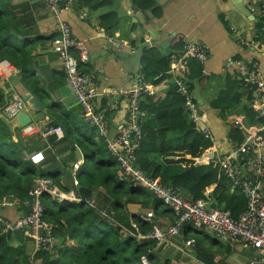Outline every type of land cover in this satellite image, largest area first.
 I'll return each instance as SVG.
<instances>
[{"label":"crops","instance_id":"0c3cea01","mask_svg":"<svg viewBox=\"0 0 264 264\" xmlns=\"http://www.w3.org/2000/svg\"><path fill=\"white\" fill-rule=\"evenodd\" d=\"M9 1V12L13 13L17 24L13 32L18 36L19 42L27 39L32 44L33 61L30 71L33 74V85L23 80L17 68L2 60L0 91L7 102L15 98L24 100L28 94L24 84H27L42 100L45 110L37 112L27 105L23 114L29 115L32 121L26 127L21 126L18 117L9 119L3 111L0 112V119L9 124L12 144L20 150L23 160L43 173L61 176V190L64 193L84 199L77 193L78 173L81 171L83 174L94 176L95 169L94 164L88 160V151L81 148L79 143L85 139L90 143L94 140L96 144H100L104 143V139L97 131L96 134H91L87 129L81 117L82 109L66 83L63 63L53 50L52 43L61 37L59 29L61 23L70 26L74 38L86 42L90 57L86 63L81 64V69L97 76L95 88L100 95L104 94L106 89H129L135 84L137 70H134L129 59L123 57L124 53L133 55L140 46L151 43V47L146 50L157 48L164 55L161 44L170 41L173 52L168 57L163 56L170 59L168 71L170 77L157 85L149 82L152 86V93L149 95L155 96L157 102L168 106L173 99V95L168 93L172 86L176 85L177 80H183L189 89V84H192L193 90H190L194 96L196 114L200 121L194 122L192 113L189 111L186 113L187 118L194 122L204 137L213 143L203 155L219 159L230 154L239 147L231 137L237 130L241 132L243 138L246 129H251L253 132L259 131V137L264 140V125L262 126L259 121L262 117L256 110L258 94L254 87L240 82L236 77L239 64L246 58L256 60L264 74V29L263 32L258 30V25L262 24L261 4L264 0H153L157 2L155 8L149 6V0H139L146 10L139 8L134 0H100L108 1L101 8L91 5L95 0H79L76 6L60 13H55L42 0ZM240 5L245 6L252 17L246 18L240 13L238 9ZM110 15L115 17L112 19ZM182 37H188L190 41L203 44L208 48L209 58L204 67L194 59H187L182 64L186 69L184 73L179 72L181 70L171 71L173 59L180 57L183 53ZM252 41L258 42V47L245 45ZM117 44H120V47ZM75 54L77 55V52ZM142 68L143 65L139 73ZM159 77L155 76L150 81ZM198 79L202 87L201 97L204 104H199L194 95V81ZM235 83H237V89ZM238 83L243 85L240 86ZM228 88H232L229 92L231 97L235 94L242 96L241 104H232L227 108H214L213 103L219 99L220 93L227 91ZM252 92L253 99L249 102L247 97ZM147 104L151 105V101ZM97 105L108 109L110 135H117L126 122L127 101L123 98L115 101V99L99 96ZM246 107L253 110L256 121L247 115ZM156 108V115L143 111L145 115L142 128L154 127L156 131L167 134L174 146H180L183 143L181 130L172 126L156 127L158 117L164 110L162 108L165 107L158 105ZM60 117L63 121V125L61 124L63 127L57 126L60 132L45 136L52 121ZM28 127L33 128L29 133L25 130ZM68 130H74V132L69 139H65ZM205 130L210 132L209 138L205 136ZM108 154L110 155L109 152ZM200 158H193L183 152H177L172 156L153 157L166 165L179 164L181 161L204 164L197 163ZM182 166L184 167L185 164ZM220 174H222L221 171ZM211 192L212 189L208 190L206 195L209 196ZM85 199L94 200L97 211L123 227L130 228L136 217L146 222H153L161 230H167L176 222L167 210L168 206L162 205L156 212L153 199L150 203L142 200L128 202L119 213H116L112 207L113 200L103 187L97 188L91 198ZM7 200V197L4 198L0 205V215L8 221L14 223L22 215L27 214L19 199L20 202L14 206L7 205ZM71 202L78 203L73 200ZM164 210H166L165 213ZM149 213L154 214L152 218L147 217ZM174 214L177 217L175 211ZM122 219H127L128 224L121 222ZM190 230L189 238L185 237L186 233H182L170 246L158 245L162 262L206 264L196 255L197 246L193 249L182 248L183 240L194 238L192 237L194 231ZM198 232L199 234L205 232L209 239H215L223 245L222 247L216 242L213 250H210L213 253L220 249L217 264H246L253 257V253L243 244L225 245L207 228H200L195 233ZM13 244L18 246L20 242L15 240ZM225 247L230 250L227 252ZM33 250L34 243L29 239L27 241L28 257H31Z\"/></svg>","mask_w":264,"mask_h":264},{"label":"trees","instance_id":"16d2710c","mask_svg":"<svg viewBox=\"0 0 264 264\" xmlns=\"http://www.w3.org/2000/svg\"><path fill=\"white\" fill-rule=\"evenodd\" d=\"M149 1V6L152 8L157 6V2ZM134 2L139 8L146 10L141 1L134 0ZM107 3L108 1L95 0L91 5H94L95 8H101ZM263 5L264 2L261 7ZM9 6V0H0V58L17 68L23 80L33 85V74L30 71L33 61L31 56L32 44L27 39L19 42L18 36L13 32L17 26L16 18L13 13L9 12ZM155 10L157 12V9ZM110 17L113 19L115 15H110ZM262 24L258 25V30L261 32L264 29ZM142 65L140 74L152 85H157L170 77L168 74L170 59L163 58L161 51L157 48H151L144 52ZM155 76L160 77L150 81ZM234 85L237 89V83ZM189 87L193 90L192 84H189ZM231 90L232 88H228L227 91L221 92L219 99L213 103V107L227 108L232 104L240 105L242 96L235 94L231 97L229 93ZM170 94L173 95V99L168 106L162 105V102H157L155 96H143L141 109L148 114L156 115V106L165 107L162 108L164 110L158 117L156 127L172 126L178 128L183 133V143L180 146H174L167 134L156 131L154 127L143 128L144 139L137 152L138 166L146 174L158 179L163 185L181 190L186 198L193 201H207L211 207L224 210L231 218L238 220L247 209L246 196L241 189L234 187L229 179L220 174L219 167L215 163L195 164L193 161H181L179 164L166 165L153 159V157L172 156L177 152L189 154L193 158H200L213 145L210 140L204 137L196 124L187 118L186 113L188 111L186 110L185 99L178 93L176 85L172 86L168 95ZM252 94L253 92L247 97L249 102L253 99ZM148 101H151V105L147 104ZM6 104L5 96L0 91V112H4ZM246 112L252 117V120H257L252 109L246 107ZM259 121L263 126L264 118L262 117ZM83 122L91 134L98 132L95 127L88 125L84 120ZM61 124L63 125L62 117L52 121L50 127H63ZM73 132L74 130L66 131L65 139H69ZM10 134L9 124L0 119V205L4 198L15 196L23 203V208L28 213L32 201L30 191L37 183L44 179H51L61 189V176L43 173L32 164L25 162L20 150L12 144ZM231 137L238 146L244 142L239 130ZM102 139L104 138L102 137ZM104 143L96 144L94 140L90 143L85 139L79 143L81 148H84L86 152L88 151V160L94 164L95 169L94 176L83 174L81 171L78 173L79 188L77 193L84 198L82 202H58L49 194H44L42 197L44 204L43 220L54 229V236L57 239L56 254L58 256L40 251L32 260L27 255L29 238L25 233L13 231L8 236V231H5L4 226L0 224V264H32V261L33 264H143V257L148 260L149 264H169L168 261L162 262L156 240H140L131 234L123 235L118 223H113L108 217L85 202L87 200L85 198H91L97 188L103 187L111 196L112 207L116 213L121 212L128 202L142 200L150 203V200L153 199L156 212L161 208L160 206L164 205L150 191L148 192L143 188H133L131 184L120 180L119 164L111 154L110 157L106 143ZM182 164L185 166L183 167ZM210 189L212 192L207 196L206 193ZM167 210L177 221L178 216H175L174 211L170 207ZM165 212L166 210H164ZM134 219L138 230H133L131 226L128 229L132 233L140 232L143 235L152 233L155 225L153 222H146L139 217ZM126 220L120 221L128 224V220L127 222ZM190 229L189 226L184 228L183 233H186V238L190 237L188 236L191 232ZM192 237L197 242L196 255L203 259L206 264H217L220 249L218 248L213 253L210 250H213L216 242L222 247L223 245L215 239L210 238V240L205 232L195 233ZM15 240L20 242L18 246H14ZM225 249L227 252L230 250L228 247Z\"/></svg>","mask_w":264,"mask_h":264},{"label":"built area","instance_id":"2783aa9c","mask_svg":"<svg viewBox=\"0 0 264 264\" xmlns=\"http://www.w3.org/2000/svg\"><path fill=\"white\" fill-rule=\"evenodd\" d=\"M55 13L71 9L78 3V0H42ZM261 14L264 24V5L261 7ZM61 37L52 43L53 50L59 55L65 72L66 83L71 88L78 104L82 109V119L90 126L95 127L99 134L105 139L109 153L119 164V178L132 185L133 188H143L153 193L164 205L172 208L178 220L167 230H161L154 225L151 234L143 235L140 232L135 234L127 227L121 225L123 235H133L137 239L156 240L158 245L170 246L174 239L182 235L186 226L194 232L204 227L215 233L225 245L243 244L252 253L253 257L246 264H264V140L259 137V131L251 129L244 131V142L236 147L230 154L219 159L209 158L203 155L197 163H215L223 176L241 189L247 199V209L238 220H234L224 210L211 207L207 201H193L186 198L182 191L163 185L158 179L146 174L139 166L137 152L144 139L142 120L145 115L141 109L142 98L152 93V86L139 73L136 75L135 84L129 89H106L100 95L95 88L97 76L93 73L84 72L81 64L89 60L90 53L85 41L73 37L71 28L66 23L59 25ZM232 30H234L232 28ZM183 53L180 57L174 58L171 71L181 70L184 60L194 59L202 67L208 62V48L200 43H194L188 37H182ZM247 47H258V42L252 41L245 44ZM120 47V44H117ZM77 52V55L75 54ZM240 82L254 87L258 94L256 110L264 118V74L259 63L251 58H246L238 66L236 75ZM178 93L184 97L186 110L192 113V119L200 121L196 114V104L192 91L183 80H177ZM99 96L107 99H125L127 101V115L124 127L115 135H110V119L108 109L100 108L97 105ZM27 104L24 100L15 98L7 102L4 108V115L9 119L17 118L26 111ZM33 128L28 127L27 133ZM60 129L49 127L45 134L59 133ZM246 132V133H245ZM207 138L210 136L208 130L204 131ZM49 194L58 202L78 201L75 196L64 193L51 179H44L30 191L31 204L27 214L22 215L14 223L0 215V224L5 231H22L34 243V256L40 251H46L52 255L56 254L57 239L54 236V229L43 220L44 204L43 195ZM7 205L14 206L20 202L15 196L7 197ZM92 208H96L94 200H85ZM153 213L148 214L152 218ZM133 230H138L136 222L132 224ZM182 248L193 249L197 246L194 238L185 239L181 242ZM143 264H149L143 257ZM33 264V261H32Z\"/></svg>","mask_w":264,"mask_h":264},{"label":"water","instance_id":"95a60500","mask_svg":"<svg viewBox=\"0 0 264 264\" xmlns=\"http://www.w3.org/2000/svg\"><path fill=\"white\" fill-rule=\"evenodd\" d=\"M240 13H242L246 18H250L252 17V14L248 11V9L243 6L240 5L238 7ZM139 12V11H136ZM146 14L148 15V12H146ZM151 47V43H146L142 46H140L133 55L128 54V53H124V58L125 59H129L130 62L132 63V66L134 67V70H137V73H139V70L141 68L142 65V58L144 55V51L147 48ZM162 49L164 50V57H168L170 54H172L173 49L170 46V41H166L163 44H161ZM131 55V56H130ZM2 58H0V62H2ZM136 73V75H137ZM195 84V91H194V95L196 100L199 102V104H204V101L202 100L201 97V91H202V87L200 84V80H196L194 81ZM24 86L27 88L28 90V94L24 97V101L26 102L27 105L31 106L32 109H34L37 112L40 111H44L45 110V106L42 102V100L35 94L34 90L27 84H24ZM7 102V101H6ZM19 121L22 127H26L31 123V118L29 115L23 114L21 113L19 116ZM12 234V230L8 231V236H10Z\"/></svg>","mask_w":264,"mask_h":264},{"label":"rangeland","instance_id":"374dc122","mask_svg":"<svg viewBox=\"0 0 264 264\" xmlns=\"http://www.w3.org/2000/svg\"><path fill=\"white\" fill-rule=\"evenodd\" d=\"M129 187V186H128ZM193 234H195V232H192ZM252 255V254H251ZM253 256V255H252Z\"/></svg>","mask_w":264,"mask_h":264}]
</instances>
